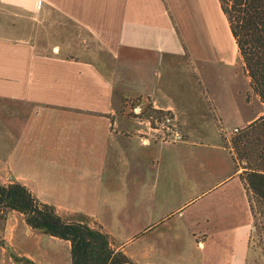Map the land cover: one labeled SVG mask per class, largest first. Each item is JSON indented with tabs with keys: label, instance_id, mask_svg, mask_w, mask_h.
I'll list each match as a JSON object with an SVG mask.
<instances>
[{
	"label": "crops",
	"instance_id": "obj_1",
	"mask_svg": "<svg viewBox=\"0 0 264 264\" xmlns=\"http://www.w3.org/2000/svg\"><path fill=\"white\" fill-rule=\"evenodd\" d=\"M0 7L57 29L52 43L23 18L0 33V185L22 183L63 218L101 228L135 264H264L242 170L216 120L243 130L264 104L247 101V75L246 87L235 82L244 68L220 0ZM128 98L171 112L185 139H159L140 105L122 112ZM3 224L0 264H72L70 242L24 215Z\"/></svg>",
	"mask_w": 264,
	"mask_h": 264
},
{
	"label": "trees",
	"instance_id": "obj_2",
	"mask_svg": "<svg viewBox=\"0 0 264 264\" xmlns=\"http://www.w3.org/2000/svg\"><path fill=\"white\" fill-rule=\"evenodd\" d=\"M220 2L251 89L264 104V0ZM126 102L127 99L123 109ZM147 108L141 105L138 116L145 117ZM127 114L135 116V113ZM232 145L234 160L242 169L241 178L249 195L255 228L258 215L264 220V116L236 135ZM11 212L24 215L35 231L70 242L72 264H135L123 251L112 246L109 235L101 228L63 218L52 205L41 201L17 181L0 185V223H5ZM261 224L264 234V221ZM0 246L5 247L6 242L0 240ZM14 259L18 264H35L25 257L14 256Z\"/></svg>",
	"mask_w": 264,
	"mask_h": 264
},
{
	"label": "rangeland",
	"instance_id": "obj_3",
	"mask_svg": "<svg viewBox=\"0 0 264 264\" xmlns=\"http://www.w3.org/2000/svg\"><path fill=\"white\" fill-rule=\"evenodd\" d=\"M24 13L25 12L21 11L20 9L0 7V33H1V31L5 30V29H3L4 27H7V26L9 27V25L12 24L13 20H17V21H14V23H18V19L20 20L23 18L24 26H28L31 31L38 32L39 30H42L44 38H45V34H46V38H48L51 43L57 42V29L50 27V24H47L45 26V23L43 22V20H41L39 18L37 13L30 12L31 15H29V18H27V16ZM25 16H26V18H24ZM53 19H54V17H53ZM55 20L57 21V19H55ZM18 24H20V23H18ZM46 28H48V30ZM244 74H245L244 70H242V68L238 67L235 82L237 83V85L239 87H246L247 86L246 78H245L246 74L245 75ZM230 79H231V77H230ZM224 80H229V77L226 76V78ZM235 88H236V86H235ZM249 88L251 89L250 84H249ZM235 91H236V89H235ZM251 94L253 96L257 97L251 89V93L250 92L247 93V101L250 100ZM137 103L138 102H134L132 99L128 98L127 102L125 103V107H124V109H122V111L124 110V112H126V113L131 112L132 114H134V113H136L134 110L135 106H138V105L141 106L142 105V107L144 109L147 107H150L153 111V112H150L149 109L147 108L145 110L146 111L145 117L149 118L151 116H156L157 114L159 115V113H158L159 111L154 110L151 107V104L149 103L148 100H144L140 104H137ZM135 104H137V105H135ZM131 107H133L132 111H131ZM251 112L254 114H257L259 112V106L257 103H254V105L252 106ZM216 120H217V125H218L219 129L223 133H225L224 135H226V138H225L226 139V145L228 147H230V149L233 153V145H232L233 138L236 135L240 134L242 130H240L239 133L235 134L233 132L234 131L233 127L225 129L226 127H224L223 123H221V121H219V119H216ZM162 136H163V134L160 133L157 137L161 138ZM12 213L13 212H11L9 214L7 220L9 219V217L11 216ZM263 221L264 220L260 217V215H258L257 223H256L257 226L253 229V238H252L253 254L262 262H264V234H263L262 229H261L262 228L261 222H263ZM6 223H7V221L5 222V224ZM1 225H4V224L0 223V226Z\"/></svg>",
	"mask_w": 264,
	"mask_h": 264
},
{
	"label": "built area",
	"instance_id": "obj_4",
	"mask_svg": "<svg viewBox=\"0 0 264 264\" xmlns=\"http://www.w3.org/2000/svg\"><path fill=\"white\" fill-rule=\"evenodd\" d=\"M141 107H138L140 113ZM151 125V133L157 136L162 133L163 136L159 139L164 141L180 142L185 139L182 129L171 112H159V115L151 116L148 118ZM235 134L239 133V129H234Z\"/></svg>",
	"mask_w": 264,
	"mask_h": 264
}]
</instances>
